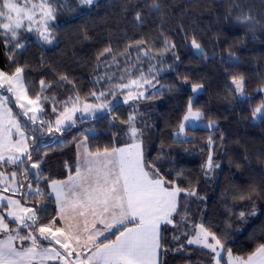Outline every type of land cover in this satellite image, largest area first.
I'll return each instance as SVG.
<instances>
[{
	"label": "trees",
	"instance_id": "1",
	"mask_svg": "<svg viewBox=\"0 0 264 264\" xmlns=\"http://www.w3.org/2000/svg\"><path fill=\"white\" fill-rule=\"evenodd\" d=\"M51 2L56 8L51 43L24 29L18 41L9 40L0 29V68L8 74L23 68L28 96L41 97L43 121L52 126L53 109L61 110L59 104L72 96L92 103L114 102L113 94L124 100L126 89L109 91L110 87L139 79L141 73L151 84H144V98L116 100L112 111L94 120L77 118L76 124L60 133L63 139L57 143L38 132L11 99L13 114L29 137V162L40 165L38 182L29 162L24 165L29 184L51 194L52 181L75 173L76 145L83 138L92 153L127 143L130 139L121 136L128 131L126 122L133 112L146 161L154 164L151 170L158 169L171 181L168 187L181 189L173 223L163 225L161 264H213L208 249L187 243L190 237L184 233L197 224L215 233L233 256H250L264 244V117L253 116L263 102L264 0H156L158 9L154 0H96L90 7L79 0ZM192 38L201 44L204 55L191 47ZM137 41L146 42L139 51ZM17 42L23 47H15ZM166 43L175 47L165 49ZM109 47L115 61L104 51ZM126 47L128 55H120ZM233 77L243 78V93L235 89ZM94 91L105 96L96 99L91 95ZM190 103L202 113V120L214 125L188 127V138L175 139ZM44 127L56 135L48 124ZM41 138H48L49 144ZM209 156L220 166L208 182ZM191 191L196 195H189ZM16 196L35 207L44 221L60 224L52 195L31 200L28 194ZM251 200L258 202L259 216L239 233L235 227L240 212ZM226 256L223 253L221 264H227Z\"/></svg>",
	"mask_w": 264,
	"mask_h": 264
},
{
	"label": "snow or ice",
	"instance_id": "2",
	"mask_svg": "<svg viewBox=\"0 0 264 264\" xmlns=\"http://www.w3.org/2000/svg\"><path fill=\"white\" fill-rule=\"evenodd\" d=\"M95 2L96 0H79L80 5L89 7ZM153 7L159 8L156 0H154ZM55 12L56 8L51 0H39L38 3H33L32 0H0V29L3 30L6 39L18 41L21 29L33 31L32 24L37 23L41 27L36 31L45 42L51 43L49 21L56 19ZM140 19L141 16L137 13L136 20ZM145 43V41H137V50H140L139 45ZM190 43L192 48L204 55L201 44L195 38H192ZM15 47H23V45L17 42ZM128 47L120 55H128ZM174 47V44H165V49L170 50ZM104 51L112 54L113 61H115L116 56L111 47ZM143 51L145 56L149 54V49L145 48ZM23 71V68H17L12 75L0 71V88L7 85V91L15 95L16 102L24 110L23 115L33 113L28 118L35 122L37 119L35 113L40 111L38 103L41 97L39 94L35 96V99L28 97V89L22 76ZM62 79L66 78L62 77ZM232 83L237 91L243 93L244 80L242 77L239 79L233 77ZM40 84L42 88L45 86L43 80ZM144 84H151V80L141 73L139 79H130L128 83L111 86L109 91L112 87L120 91L130 89L124 99L126 103L128 100H139L144 97V91L140 90ZM133 86H135L134 89ZM195 90L194 87L193 91ZM91 95L99 99L105 96V92L101 91L97 95L94 91ZM25 100L26 104L21 103ZM79 100L80 97L77 96L75 101H72V107H66L61 113V118L55 121L56 131H60L59 125L65 120L75 123L73 115L81 110L76 107V102ZM8 101L9 97L0 96V106L6 105ZM93 107V105L84 104L82 110L88 111ZM102 107L112 111L107 104ZM5 111L11 114L10 109L5 108ZM253 116L254 118L264 117V106L255 108ZM190 118L196 120L201 118L199 111L192 110L191 103L184 120L188 121ZM42 123L50 124L46 121ZM126 123L128 124V135L132 141L126 147L113 148L111 151L105 148L103 152L97 150L95 155L85 148L86 158L83 161L85 172L81 173L77 167L76 177H69L71 181L69 184L52 181V192L55 193L56 202L61 204V212L67 207L71 213L81 217L91 214L96 218L91 228L87 219L84 220L82 228L79 223H69L66 227H55V220L44 221L35 207H27L20 200L0 196V234L6 237L0 239V264H47L49 261H61L62 264H157V255L162 248L160 226L173 223L171 216L176 211L177 196L181 189L165 187L166 183L172 182L166 181L158 169L149 170L154 168V164L144 158L143 142L139 138L141 130L135 125V116L129 115ZM11 124L20 136V140L11 147L20 152V155L10 153L6 158L3 153H0V163L13 164L17 169H21L24 168L26 161L32 159V154L28 152L25 145L26 138L20 131L19 123L11 121ZM183 130L184 125L181 124L180 131L183 132ZM5 139V135H0V147L4 146ZM209 142L211 143V140ZM9 144H11L10 141ZM30 167L39 169L40 165L32 163ZM211 167L212 160L209 157L208 168ZM23 174L27 175L28 169H25ZM34 175L38 182L41 173L36 171ZM9 176L11 183L15 185L12 191L19 192V188L25 185L16 181L17 172L13 171L9 173ZM0 183H5V190L8 189L3 172H0ZM26 187L29 200L51 195L45 193L38 185L36 188H33L32 184ZM20 195L23 197L24 193ZM189 195L194 196L196 193L191 191ZM75 215L71 218L74 219ZM7 217H11V222L15 224L14 227H10ZM63 218L61 216V219ZM97 221L104 226L102 229H96ZM130 222L134 224L133 227H129ZM198 227L199 231L187 243L208 249L214 264H221L222 252L228 256L227 264H264V244L259 245L255 252L246 259L234 257L231 249L226 248L224 242L215 233L210 232L202 224ZM114 228L116 232H112ZM106 232H112L115 239L105 236ZM101 236L104 237L103 241L99 240ZM17 240L31 243L26 247L23 243L18 246L15 243ZM41 240L47 241V246H42ZM73 242L81 250L87 249L91 255L80 259L81 253L72 247ZM55 245H59V248ZM60 249H63V252ZM74 253L77 255V260H69Z\"/></svg>",
	"mask_w": 264,
	"mask_h": 264
},
{
	"label": "rangeland",
	"instance_id": "3",
	"mask_svg": "<svg viewBox=\"0 0 264 264\" xmlns=\"http://www.w3.org/2000/svg\"><path fill=\"white\" fill-rule=\"evenodd\" d=\"M33 3H38L39 0H32ZM38 12V10H37ZM39 17H37L38 19ZM51 22L53 21H49V31H50V27H51ZM25 24H27V21H25ZM41 26L37 23H33L32 24V28H33V31H36V29L40 28ZM39 35V32L36 31ZM40 36V35H39ZM40 38L43 40V38L40 36ZM44 41V40H43ZM45 42V41H44ZM0 71L4 72L1 68H0ZM5 73V72H4ZM8 74V73H6ZM8 75H12V74H8ZM135 86H133V89H134ZM141 91H144V96L146 94V90L144 89V86L142 89H140ZM127 92L130 91V89H126ZM260 91L262 92L263 94V102L261 103V106H264V86L261 87ZM0 96H7L9 97V101L12 99L14 101V103L16 104V106L18 107V109L20 110V112L23 114V109L20 108L19 104L16 102V98H15V95L12 93V92H8L7 91V85L4 86V88H0ZM29 97V96H28ZM74 98H71L60 103L59 105L61 106V110H59V108H54L55 110H53L52 112L54 113V117L52 118L51 122L53 123V125L51 126V124H48V128L51 129V132L53 131V133H55L56 135L55 136H51L52 134H49V130L47 129V131L45 132V124L42 123L43 121V117L44 116V108L41 104L42 100L39 101L38 103V108L40 109V111H38L37 113H35L37 119L35 122L29 120V116L33 115V113L29 112L28 115H24L25 119L29 122H31V124L33 125V127H35V129L38 131V132H41L42 135L46 136L45 134H48L50 135V138H51V142H61L62 141V135L60 134L63 130H66L68 127H71L72 125L76 124V121L79 119H81V121H84V120H94L98 115H102V114H105L108 111V109L106 108H103L102 106L107 104L109 106V108H112L113 105L115 104L114 102H117V101H124L122 98H118L115 94L112 95V98L111 100L114 101V102H110V101H106V100H99L95 103H92V102H87L85 100H82L80 99L78 102H76V107L78 109H81V110H78L74 113L73 115V119L75 120V123H71L70 121H63V123H61L59 125V128H60V131H56V124H55V121L57 119H60L61 118V113L65 110V108H71L72 107V101H75L76 97L77 96H72ZM30 98V97H29ZM144 98V97H143ZM32 99V98H31ZM115 99V100H114ZM125 99V98H124ZM117 100V101H116ZM9 101L7 102L6 105L4 106H0V135H5L6 136V139H5V142H4V146L3 147H0V153H3V155L7 158L8 155L11 153V154H15V155H20V152H17V150L14 148V147H11V145H14L17 141L20 140V136L19 134L16 132V129L14 127H12V124H11V121H16L17 123H19L20 125V131L24 133V136H25V145L28 149V152L31 153V148H30V144H29V137L28 135L26 134V132L23 130L20 122L16 119V117L14 116L13 114V110L9 104ZM131 101H134V100H131ZM67 102V103H65ZM21 103H27V101H21ZM84 104H90V105H93L94 107L88 111H83V106ZM58 105V106H59ZM97 106H100L99 108H97ZM5 108L7 109H10L11 110V114L9 115L6 111H5ZM189 109V108H188ZM194 112H196L197 110H194L192 109ZM59 111V112H58ZM201 113V112H200ZM151 114V112H150ZM188 114V110H187V113L186 115ZM130 115H134L135 116V120H137V116L133 113V112H130ZM185 115V116H186ZM78 118V119H77ZM203 118V115L201 113V118L199 120H196L194 118H190L188 121H185L183 119V122L182 124L184 125V130L183 132L180 131V126L177 130H175L174 132V137L175 139H185V138H188L189 135L187 134L186 132V129L188 127H212L214 125V123L212 122H207V121H204L202 120ZM261 117L260 116H257L255 117V120H259ZM45 119V118H44ZM49 122V121H47ZM149 123L151 125H154L153 121L152 120H149ZM135 125H136V122H135ZM123 132V131H121ZM45 133V134H44ZM179 133V135H177ZM124 135H120L122 138L124 139H130L129 138V135H128V131L127 132H124L123 133ZM128 135V137H127ZM43 139V140H42ZM9 141L11 142V144H9ZM41 141H43L42 143L46 144L48 143L49 144V139L48 138H41ZM81 145H84L83 147V151L85 150V148L88 146V140L87 138H83L81 140L78 141L76 147H81ZM23 147V146H22ZM80 152H81V149H80ZM211 157V156H209ZM145 160H146V156H145ZM211 160H212V167L211 168H208V161H209V158L207 159V165H206V174H207V181L209 182V180H213V178L216 177V171H218V168H219V163H216L212 157H211ZM29 161H26L25 164H27ZM32 163H36V162H32ZM31 163V164H32ZM30 164V162H29ZM30 164V166H31ZM16 165H13V164H3V163H0V172H3L4 173V178H5V181L7 182L8 184V189L5 190V183H0V196H3V197H10L14 200H19L18 197L16 195H20V193H24V194H28L27 192V185L29 184V180L30 178L27 177L26 175H24V170L27 169L26 167L27 166H24V168H21V169H17ZM30 170H32L34 173L37 171V169H31L30 167ZM13 171H16L17 172V176H16V181H19L20 183H22L23 185H25L24 187H20L19 188V192L17 193H14L12 191V188L15 187V185H13L11 183V178L9 176V173L13 172ZM219 172V171H218ZM217 172V173H218ZM6 202V201H5ZM22 203V202H21ZM23 204V203H22ZM24 205V204H23ZM24 206H27V205H24ZM27 207H32V206H27ZM259 205H258V202L256 200H251L248 205L246 206V208L240 212L243 213L244 215L241 216L240 220H239V223L238 225L235 227V230L237 232H243L250 224V222L252 220H255L258 218L259 216ZM6 215V213H5ZM10 220L11 221V217H7V220ZM200 224H197L195 227L192 226V230L190 232H187V233H184L185 235H188L191 239L193 237V235L199 231V226ZM10 227H14V226H10ZM56 227V226H55ZM58 227V226H57ZM38 235V233H37ZM27 242L29 241H15V243L19 246L21 245V243H23V245H26ZM199 246V245H198ZM222 255V253H221ZM226 260H228V256H226Z\"/></svg>",
	"mask_w": 264,
	"mask_h": 264
},
{
	"label": "crops",
	"instance_id": "4",
	"mask_svg": "<svg viewBox=\"0 0 264 264\" xmlns=\"http://www.w3.org/2000/svg\"><path fill=\"white\" fill-rule=\"evenodd\" d=\"M131 142L132 141L129 140L127 143L122 144V145H120V146H118L116 148H124V147H126ZM83 147H84V145H81L80 148L79 147H76V151H77V167H79L81 173L85 172V168L83 166V161L85 160L86 157H85V150L83 151ZM86 148H87L88 152H90L88 146ZM142 148H143L144 158H145L146 154H145V148H144V144L143 143H142ZM80 149H81V152H80ZM109 151H111V150H109ZM101 152H103V151H101ZM92 154L95 155V153H92ZM78 162H80V163L78 164ZM76 170H77V168H76ZM149 170L152 171L151 169H149ZM69 177L75 178L76 177V171H75V173L69 175L68 178H66V179H63V180H55V181L64 182L65 184H69V183H71V181L69 180ZM165 187H168V186L165 184ZM50 192H51V195L55 198V193L52 192V182L50 183ZM179 195H180V193L177 196V204H178ZM57 208H58V216H59V220H60V224L58 225V227H66V225L69 224V223H72V224L79 223L80 226H81V228H82L83 227L84 220L87 219L88 222H89V227L91 228V225H92L94 219H96L91 214H88L86 217H81L79 215H75V214L71 213L67 209V207H65V210L63 212H61V204L60 203H57ZM174 213L172 214L171 219H172ZM73 215H75V218L74 219L71 218ZM61 216H63L64 218L61 219ZM163 225L164 224H161V226H160V231H161V244H162ZM133 226H134V224L130 222L129 223V227H133ZM103 227L104 226L101 225L98 221L96 222V229H102ZM112 232H116V229L114 228L112 230ZM112 232H106L105 233V236H110L111 237L112 236ZM116 234L118 235L119 233L117 232ZM82 235H83V233H82ZM5 238H6L5 235L0 234V239H5ZM113 239H115V236H114ZM99 240L100 241H103L104 240V237L103 236L99 237ZM30 243L31 242L29 241L24 246L25 247L26 246H29ZM42 246H47V244H42ZM55 247L59 248V245H55ZM72 247L76 248L77 249V252H80L81 253L80 259H84L86 256H90L91 255V252H89L87 249L81 250L75 244V242H73ZM60 250H61V252H63V249H60ZM221 256H223V252H222V255ZM69 260H72V261L77 260V255L74 253L71 257H69ZM161 260H162V248L159 250L158 255H157V264H161ZM47 264H62V262L61 261H49V262H47ZM213 264H214V262H213Z\"/></svg>",
	"mask_w": 264,
	"mask_h": 264
}]
</instances>
